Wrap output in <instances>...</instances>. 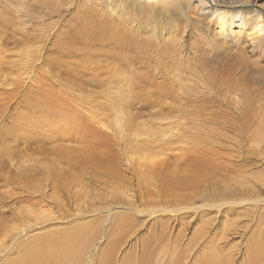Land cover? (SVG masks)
Wrapping results in <instances>:
<instances>
[{"label": "bare ground", "instance_id": "obj_1", "mask_svg": "<svg viewBox=\"0 0 264 264\" xmlns=\"http://www.w3.org/2000/svg\"><path fill=\"white\" fill-rule=\"evenodd\" d=\"M122 1L107 2L109 7L107 10L93 8L90 9L91 13L87 12L88 9L83 10L85 12L80 13L82 15L79 13L73 15L75 16L71 18L73 23L70 26L68 24V28L54 27L55 30H50L54 25L43 28V24H35L28 28V25L15 20V13L9 11L11 16L6 15L7 11L1 7L0 2V46L6 49L26 48L24 57L27 65L42 57L47 66L45 73L35 81L38 89L30 87L27 90L30 97H27L25 92L20 95L22 96L20 101L26 110L35 113L34 126L30 124L34 134L27 137L28 139L23 138L21 144L27 142L32 145L31 150L40 157L38 159L32 157L33 162L30 163L34 166L31 167L29 163L30 166L24 167L26 170L12 169V163L8 160L2 162L5 165L0 168V186L14 185L20 189L15 193H12V190L11 193L6 191L3 193L5 197H0V235H3L0 243V264H85L87 260H90L91 264L96 262L111 264V257L115 255L116 248L122 240L124 241L125 236L133 233L134 227L141 225L139 223L142 221L144 223L145 217L154 218L158 214L166 213L170 218H155L153 222L155 233H158L159 237L157 234L156 239L155 235L151 234L139 242L135 264H151L152 252L163 248L159 247L162 240L166 239L164 234L172 229V222H178L180 212L190 213L199 207L214 209L227 204L230 208L220 211L222 216L229 211L236 216H252V210L242 208L245 212L241 213L238 208L247 205L257 208L256 203L264 202V170L247 174L246 164L238 163L247 162L250 156L239 154L233 163L231 156L226 161L222 160L219 154L208 157L205 151L198 152L201 148L195 149L197 147L191 149L187 157H184L183 153L169 155L163 150V143L166 144L161 137L163 134L157 135L148 125L136 123L137 119L144 115L141 111L143 110L147 115L153 116L154 120L162 121L157 120L159 124L172 121L175 122V126H179L182 124L180 120H193V124L218 122L230 127L237 136L250 137L249 141L254 143L261 142L264 134L263 136L257 134L259 132L257 125L263 112L259 105L264 104V85L259 83L263 90L257 89L246 79L264 81V67L256 68V65L252 64V59L244 55L245 49L240 46L241 42L237 41L243 32L246 37L258 41L255 46L256 50L260 51L262 41L260 35L264 32L261 11L248 8V2L223 7L218 5L217 0H201L203 2L198 5L205 4L206 6H203L208 7L214 14L216 21L210 26L208 23L210 14L190 16V0H128L126 7L133 9L124 8ZM241 1L243 0H230L233 3ZM196 8L193 6L192 9L197 10ZM167 16L174 17L173 23L167 20ZM236 27L238 30H235ZM49 35L53 38L50 48L47 49L50 54H45L44 51L40 56V44H45ZM252 50L254 51V48ZM254 72L257 75L254 76ZM190 75L196 78V81L193 80L194 89L185 83ZM50 77L53 80H50ZM111 83L119 88L118 93L123 100L117 102L118 108L115 107V102L109 100L110 106L106 109L112 111L117 109L120 113L129 109L128 112L131 113L123 122L121 119L125 114H115L112 121L103 124L96 111L88 112L85 109L86 105L84 107L80 105L89 104L88 98L78 97L75 92L87 91L88 86L101 89L103 84L107 86ZM93 89L91 88L92 91ZM116 95H111L110 98H116ZM4 98L6 99V96ZM113 113L115 112H111L112 116ZM54 119H59L56 120L57 124L50 125ZM150 123L153 126V122ZM167 125L164 126L167 127L166 130L160 128L162 132L172 130L174 127L171 124ZM253 126L255 128L251 130ZM125 128L130 130L129 134L137 133L139 143L133 144L125 135H116V131L122 133ZM18 129L20 131L14 129L13 133L11 130L8 134L16 136L19 134L17 132L22 131L21 128ZM6 133L1 134L0 143L6 144ZM15 140L11 146L5 145L6 148L3 150L10 158L16 152L17 145L19 146L17 152L26 153L27 144L20 146L19 140ZM55 140L60 142H54ZM121 140L126 142L122 143ZM117 143L121 147L120 153L116 148ZM126 143H132L135 150L140 147L139 150L144 151L138 158H134V163L131 162L130 156L128 157L129 154L126 155L127 159L124 160L125 163L129 162L126 164H131L129 166L122 162L121 156L125 153L122 148L128 146ZM168 149L173 151L172 147H167L166 150ZM258 150L261 149L254 147L249 152L254 154L253 156H260L261 151ZM195 154H201V158ZM2 157L4 156L1 151L0 162ZM166 157L176 158L169 161ZM183 157V161H180ZM135 160L139 161L137 162L140 164L139 168L135 166ZM125 165L126 169L122 167ZM132 171L134 182L131 180L132 177L127 178L125 174ZM224 172L232 173L233 176H228ZM217 174L221 175L222 179H230L233 183L221 184L222 190L220 188L217 193L212 186L210 187L212 190H202V194L194 192L200 181H204V178L216 179ZM201 176L204 177L202 180ZM100 177L106 178L100 180ZM101 181H110L111 184L115 182L116 189L122 192L134 183L139 190L137 194L135 193L136 200L127 198L129 204L115 203L126 209L121 211L119 208L116 210L109 208L103 216L100 215L101 218L96 217L95 222L82 220L83 217L79 214H75L76 216L70 214V218L64 220L62 226H57V229L43 228L41 232L27 234L25 238L23 234L28 233L32 226L26 224L13 228L5 224L8 220L3 214L6 212L11 214L12 221H21L35 215L27 208L16 209L13 205L19 201L25 200L35 206L51 201L62 210L66 206V201L70 205L73 202L78 203L84 197L86 187ZM143 186H147V189L157 187L161 193L160 198L149 205L146 194L140 189ZM46 187L50 189L49 194L45 192ZM152 194L155 196L157 193L154 194L152 190ZM194 198H201L203 203L195 206ZM179 199L187 200L190 204L180 206ZM6 200L13 202L12 208L8 207L7 211L3 209ZM207 217H204L205 220ZM256 218L258 224H264V215H258ZM147 223L151 225V222ZM260 232L262 238L254 236L248 242L247 256L245 255L247 259H244L247 264H261L264 261L262 257L264 229L260 228ZM178 236L179 233L176 237ZM193 237L195 239V234ZM102 239L106 240V245L102 250L99 249V252L101 250L99 257V254L95 255V247ZM78 244L88 249L72 252ZM25 246L28 248L23 251L22 248ZM34 248L39 251L34 253L32 251ZM170 248L169 246L162 250L169 252L172 249L173 253V248ZM9 251H15L19 255L18 258L16 259L17 255L7 257ZM132 259V254L127 253L119 264H131ZM205 259L211 260L210 257Z\"/></svg>", "mask_w": 264, "mask_h": 264}, {"label": "rangeland", "instance_id": "obj_2", "mask_svg": "<svg viewBox=\"0 0 264 264\" xmlns=\"http://www.w3.org/2000/svg\"><path fill=\"white\" fill-rule=\"evenodd\" d=\"M110 1H115V0H96V1L95 0H0L1 7H3L5 9V11H7L6 15L11 16V14H9V13H11V12L13 14L15 13V16H16L15 20L16 21L19 20L20 22L24 23L26 26L28 25V28H31L35 24L36 25L43 24L42 25L43 28H46L47 26L51 27V25H54L50 30L58 29V27H59V29L68 28L70 26V24L73 23V19L71 20L72 17L73 18L75 17L73 15L85 12L83 10L88 9L87 12H90L91 11L90 9H93V8H96L99 10H102V9L107 10V9H109V7H107V2H110ZM217 1H218V5L220 4V6H223V7H231V6H234L237 4H242L244 2H248L247 7L253 8V9L255 8L257 11L260 10L262 13V16H263L262 18L264 19V0H243V1L237 2V3L230 2V0H217ZM122 2H123L122 6L125 8L127 6L128 0H123ZM190 2H191V9L189 10L190 16L193 17L196 14H198V15L204 14V16H205V14H208V15L210 14L208 16V18H209L208 23L210 26H213V24L216 21L214 18V14H212L211 11L208 10V7H205L206 6L205 4H203L205 6H203L202 4H201V6L198 5L199 3L203 2V1H201V0H190ZM193 6L197 7L196 8L197 10H193L192 9ZM214 7L216 8V6H214ZM126 8L127 9H133V8H129V7H126ZM232 8H236V7H232ZM136 9L139 10L138 7ZM9 11H11V12H9ZM86 13H84V14H86ZM80 15H82V14H80ZM170 17L171 16H167V20L169 19L168 20L169 22H171L172 19H174V17H171V18ZM116 18H118V17H116ZM171 23H173V21ZM48 24H50V25H48ZM68 24H69V26H68ZM78 24H79V22H78ZM54 27H56V28L54 29ZM235 30H238V28L236 27ZM50 33H53V31L52 32L50 31ZM260 36H262V41L260 42V51L261 52L259 50H256L255 44L258 41L257 40H251L250 37H246L243 32L240 33V35L238 36V40H237V41L241 42L240 46L245 49L243 51L244 55L248 56L249 58L252 59V62H253L252 64L253 65L255 64L256 68H258V66L264 67V32ZM47 38L48 39H46L45 44L44 43L40 44L41 45L39 47L40 48V52H39L40 56L44 54V51H45V54H50V52L47 49L50 48V44H51L50 42L53 41L52 40L53 38H51V35H49ZM47 44H49V45H47ZM11 46L13 47V45H11ZM252 48H254V51L252 50ZM19 49H23V47H20V48L16 47V49L15 48L6 49V47L0 46V57H1L0 58V98L2 97V100H0L1 101L0 102V110L2 109V111H0V136L2 133L7 132L5 134L6 135L5 136L6 144L0 143V147H1L0 152L2 151V154L4 156L1 158L2 161L0 162V168L3 165H5L4 163L8 160L9 163H12V166H11L12 169H14L16 171L22 170V169L26 170L24 167H26L28 165L30 166V164L33 162L32 160L34 158L37 157L36 159H38L40 157V155H37V153L35 151L33 152L31 150L32 145L27 144V142H26L27 140H25V142H26L25 144L23 143L24 145L27 144L26 153L25 152L21 153L19 151L17 152V150L19 148V146L17 145V148H16L17 150H15L16 152H14L12 157L10 158L6 155V153L3 150L6 148L5 145L11 146L12 142H14L15 139H16L15 141L19 140V142L21 144L22 143L21 140L23 138L30 137L34 134L30 124H32L34 126V117L33 116L35 115V113H31L30 111L26 110V107L22 105L23 102L20 101L22 98V96H20V95L25 92V94H27V97H30L29 91H27V90H29L30 87H32V89H34V90L38 89V84L35 81L38 78H40L41 75L44 74L46 69H47V66H46L45 62L43 61L42 57H40L36 61L34 60L33 61L34 63H32V61H31V63H28V65H27L26 57H24V52L27 51V49L26 48H24L23 50H19ZM4 50H5V52H4ZM18 51H20V52H18ZM257 53H258V55H257ZM260 54H262V55H260ZM10 61H12V62H10ZM254 73H255L254 76L257 75L256 72H254ZM44 78L46 79L47 76H45ZM188 78L189 79H186L188 82L185 81V83L187 85H190L191 88L194 89V87H192V86H195V83L193 82V80L196 81V78H194V76L192 77L191 75ZM49 79L53 80L51 77ZM246 81H249V83H251L252 86H254L257 89H261V90L264 89V88L262 89L261 88L262 86H260L261 84H259V83H262L264 85V83H263L264 81L261 82L260 80L257 81V80L252 79V78H247ZM246 81H245V83H248ZM48 82H50V81H48ZM53 84H54V82H53ZM246 85H248V84H246ZM13 86H15V87L20 86L21 88L20 87L15 88ZM10 87H12V88H10ZM91 88L92 89L94 88L93 89L94 91H92ZM13 89H15V90L13 91ZM10 90H12V92H10ZM101 90H103V91H101ZM118 91H119V88L115 87V85L113 83H111L107 86H105L103 84V86H101V89H98V87L88 86L87 91L75 92V94L78 97H81L84 99L88 98L89 104L80 103V105H82L83 107H84V105H86L85 109L88 112L93 113L96 111L97 117L100 119V121L103 124H106L107 122L112 121L115 114H117V115L125 114L123 116V118L121 119L122 122L124 121L125 118L127 119L130 116L131 112H128L129 109H127L126 111H122V113L117 111V109H114V111L106 109V107L110 106V101L115 102L116 103L115 107L118 108L117 102L121 99V95L118 93ZM111 95H116L117 97L116 98H110ZM118 95H120V96H118ZM5 96H6V99L4 98ZM124 97H125V93H124ZM263 98H264V96H263ZM121 100H123V99H121ZM263 101H264V99H263ZM261 105H259V109L261 111H263L261 113L262 120L260 118V121L258 122V125H257L258 129L257 130L259 132L257 134L263 136V134H264V104L261 103ZM141 111L144 115H142L143 117L140 116L137 119L136 123H144V124L148 125L150 130L152 129L153 132H155L157 135L163 134V135H161V137L166 142V144L163 143L164 153L168 152L167 154H169V155H178L179 153H183L184 157H187L190 155L191 149H194L195 147H197L195 149L201 148V150L198 149V152L205 151L207 153L208 157L219 154L221 156V159L226 161V159L228 157L230 159V156H231V159L234 160V161L232 160L233 163H235V161H236L235 158H237V156L239 154H244V156L246 155V157L250 156V159L247 162L239 161L238 163L246 164L245 172L247 174H251V173H255V172H261L262 170H264V139L262 141L259 140L261 142L254 143L252 141H249L250 137L249 138L244 137L245 138L244 139L243 137L237 136L233 133V131H232V129H230V127L225 126L224 124L222 125L221 123H218V122H211L210 124L205 123V122H204L205 124H203V123L193 124L192 123L193 120H191V121L190 120H188V121L180 120V123L182 122V124H181L182 126L181 125L175 126V122H172V121L171 122L167 121L168 123L166 122V124L165 123L159 124L158 123V121H160L159 119L154 120V117L147 115L146 111H143V110H141ZM111 112H115V113H113V116H112ZM151 117H152V119H151ZM56 120H59V119H54V121H52V123H50V125L52 124L54 126V124H57L58 121H56ZM148 121L153 122V126ZM160 122H162V121H160ZM163 122H165V121H163ZM167 124L168 125L171 124L172 126H174L173 129L168 130L167 132H162L161 129H163V130L167 129V127L166 128L164 127ZM18 127L22 129L21 132H17L19 134H17L16 136L9 135L10 133L8 134V132L11 130H12L11 133H13L14 129H17L18 131H20L18 129ZM62 128H64V125L62 126ZM254 128L255 127L253 126L251 128V130H253ZM108 129L110 130V128H108ZM110 131H109V135L112 137V134ZM129 132H130V130L128 128L127 129L125 128L122 131V133H118L116 131V135L117 136L118 135H120V136L125 135V137L127 139H129L130 141H133L132 142L133 144L139 143V141H138L139 137H138L137 133L132 132L129 134ZM164 141H162V142H164ZM54 142H60V140H55ZM121 142L124 143L126 141L121 140ZM132 143H130V144L126 143V144H128V146H125V148H122L125 150V153L124 154L122 153V155H121L123 157L122 158L123 163H125V160L127 159L126 155H128V154H129L128 157L130 156L129 158H130L132 163H134L133 160L135 157L138 158V156L143 154L142 153L143 150L140 149L141 150L140 151L139 150L140 147H137L136 148L137 151H136L134 149V146H132L133 145ZM23 144H21L20 146H23ZM52 144H54V143H52ZM13 146H15V144H13ZM50 146H53V145H50ZM28 147H30V149ZM167 147H169V148L172 147L173 151H169V149L166 150ZM179 147H180V149H179ZM254 147H256V149H261V150H258V152L261 151L260 156H256V155L253 156L254 154L249 152L250 149H252ZM34 148H36V146H34ZM116 148L119 149V153H120L121 147L119 146L118 143L116 145ZM158 148H160V147H158ZM174 149L176 152L174 151ZM31 152H33L36 155H32L33 153H31ZM29 154H31L32 156H30ZM9 155H11V154H9ZM197 155L200 156V158H201V154H195V156H197ZM162 156H164V155H162ZM32 157H33V159H32ZM184 157L180 161H183ZM200 158H199V160H202ZM166 159H168V158L166 157ZM174 159L172 158V159H168V160L173 161ZM136 160H135V162H136L135 166L137 165L136 167L139 168L140 164H137V162H139V161H136ZM30 161H31V163H30ZM2 162H4V163H2ZM253 162H255V164H253ZM126 163H129V162H126ZM126 165L129 166L131 164H126ZM126 165L122 166V167L125 168ZM16 166H19V168ZM33 166H34V164H31V167H33ZM182 166L184 167V165H182ZM171 168H173V167H171ZM3 172H5V170ZM128 173L127 172L125 173L127 175L126 177L127 178L132 177L131 180H132V182H134L135 179L133 178V175H132L133 171L128 172ZM224 174H226L228 176H233V174L229 173V172H224ZM220 176L221 175L217 174L216 179L211 178V180L201 176L200 180H202L204 178L205 182L203 180L200 181L199 187L197 186L198 188H196V190H194V192H196L198 194H202L201 193L202 190L206 189L207 191H210V190H212L211 188L214 187L216 189L214 191H216V193H217V191L220 190V188H221V184L228 185V184L233 183V181H231L230 179H222ZM85 178H86V180H88L87 176ZM105 178L106 177H104V178L100 177V180H103ZM217 178H219V179H217ZM206 179H207V181H206ZM109 182L110 181H106V182L101 181V182H98L97 184L91 183V185H89L88 187L85 188L86 193H85L84 197H82V199L80 201H78V203L73 202L70 205V203L65 200L66 206L62 210H59L54 205V202H51V201L44 202L43 203L44 205L42 203H40L41 206H35V205L25 201V200L19 201L13 205L16 209L27 208V209L31 210L35 215L33 217L22 219L21 221H16V220L12 221V220H10L11 214L6 212L3 214V216L8 220L5 222V224L8 227L12 226L13 228H15L17 226L26 225V224L32 226L31 229L28 230V233L23 234L24 238H25L27 236V234H29V235L32 233L36 234L38 232H41L43 230V228L57 229L56 228L57 226H62L64 220H68L70 218V214L74 215V216L79 214V215H81V217H83L82 220H88V221L95 222V221H97L98 216H99V218H101V216H103L105 214L106 210H108L109 208H110L109 210H116L119 208V210H121V211L126 209V207H119L118 205H115V203L117 204L120 202H122V203L126 202V204H129L127 201V198H128V200H131V199L136 200V197H137L136 194L139 192V190L137 189V187H135L136 185H134V183L132 184V186L134 188L130 185L127 188V190H129V192L127 190H123V192H122V190L120 191V189H118V188L116 189V187H115L116 183L115 182H113L112 184H111V182L110 183ZM102 183L104 185H102ZM201 183H203V184L205 183L206 187H205V184L203 185ZM101 185H102V187H101ZM99 186L101 189L99 188ZM130 187L133 188L134 190L131 189ZM45 189H47L45 191L46 194L47 193L49 194L50 189H48V187H46ZM140 189L143 193L146 194L147 202L149 203V205H151L150 203H154L156 199L160 198L159 195H161V193L157 190V187H155V188L150 187L147 189V186L146 187L143 186ZM10 190H12L11 191L12 193H15L16 191L17 192L20 191V189L15 188L14 185H12L11 187L10 186L9 187H6V186L1 187L0 186V197H5L3 193L6 191L10 192ZM152 190H153L154 194L157 193V194H155V196L152 194ZM221 190H222V188H221ZM108 191L110 193H108ZM132 191H133V193H132ZM111 195H112V197H111ZM36 198H40V197H36ZM111 198L113 201L111 200ZM115 198H117L118 200H115ZM14 201H16V200H14ZM182 201H183V203H182ZM182 201L180 199L178 200V203L181 202L180 206H183V204H190V202H188L187 200L186 201L182 200ZM193 201H194L193 204L195 206L201 205L203 203V200L201 198H194ZM9 202H10L9 200H6L4 203L3 209L5 211H7L8 207L12 208L11 206H12L13 202L12 203L11 202L9 203ZM135 204H138V203H135ZM160 204H162V203H160ZM170 206H172V205H170ZM229 206L230 205H227V204L223 205L222 204V206L218 207V208H220V210L218 208L212 209V208H207V207H199L197 210H195V211L192 210V212H190V213L189 212L188 213H182L184 211L180 212L178 214L179 215L178 222L177 223L176 222L171 223L172 229L169 228L170 231H168L167 233L164 234L166 239L162 240L161 246L159 247V248L163 247L162 249H166V248H169V246H170L171 248H173V253H172L171 248H170L171 250H169L170 253L168 252V250L163 251L162 249L161 250L159 249V251H158L156 249V251L152 252V255L150 257V263L151 264H174V263L175 264H243V263L247 264L245 260L247 259L246 256H247V251H248V244H249L248 242H250L251 241L250 239H253L254 236H255V238L258 236H259L258 238H262L260 228L264 229V224H260V223L258 224L256 217L258 215L259 216L264 215V202L256 203L257 208H253L254 206H248V205L238 208V210L240 209L239 211L241 213L245 212L244 208H248V210H250V211L252 210V216H244V215H243V217L236 216L231 211H229V213H227V214L223 213V216H222L221 212L223 210L229 209L230 208ZM141 207H145V206H141ZM1 210H2V208H1ZM65 211L67 212L66 214L64 213ZM209 211L211 214L209 213ZM200 213H202V214H200ZM168 215L169 214L165 213V214H158V215L154 216V218L145 217L147 220L145 219L144 223L142 221V223H139L141 225H137V227H134L135 229H133V233L131 232L129 236L128 235L125 236L124 241L122 240V242H120V244L116 248L115 255H113L111 257V264H119L121 259L125 255H127V253L132 254L133 259H132L131 264H135V262L137 261L136 259L138 257L139 242L142 241V239H144L147 235L152 234V235H155V237H156V235L158 234V233H155V229H154L155 226L153 225L154 219L155 218H157V219L170 218V216H168ZM178 215H176V216H178ZM192 215L194 217L191 218ZM195 216H197V217L195 218ZM206 216H208L207 220H205ZM96 217H97V219H96ZM150 218L152 219V221ZM147 222H151V225H150V223H147ZM183 225L185 228L183 227ZM183 230H184V232H183ZM177 231L180 234V236H178V237H176L178 234ZM194 234H195V239L193 237ZM169 235H170V237H169ZM158 237H159V234H158ZM158 237H156V239ZM181 238H182V240H180ZM2 240H3V235H0V243L2 242ZM171 240H172V242H171ZM175 241L178 243H176ZM263 242H264V238H263ZM172 243L174 244V246L176 243V246L174 247ZM164 244H167V245H164ZM105 245H106V240H104V239L100 240L95 247L96 248L95 249V255L99 254V257H100L101 256L100 255L101 250ZM179 246H180V248H178ZM27 248H28V246H25L22 248V250L24 251ZM176 248H177V250H174ZM80 249L85 251L88 249V247H82L80 244H78V246L72 252H76ZM99 249H101L100 252H99ZM133 249H135V250H133ZM32 251L34 253H36L39 251V249L37 251L34 248V249H32ZM263 251H264V248H263ZM159 252L161 254H158ZM9 253L10 254L7 257H12V256L17 255V253L15 251H9ZM92 254H93V252H92ZM95 255H94V257H95ZM18 256L19 255H17L16 259L18 258ZM175 256H177L178 258ZM205 257H210L211 260H206ZM262 257L264 258V253H263ZM177 259H178V261H176ZM204 259H205V261H204ZM96 260H97V256H96ZM203 262H205V263H203ZM260 262H261V260H260ZM85 264H91L90 260L89 261L87 260ZM93 264H99V263L96 262ZM261 264H264V261H262Z\"/></svg>", "mask_w": 264, "mask_h": 264}]
</instances>
